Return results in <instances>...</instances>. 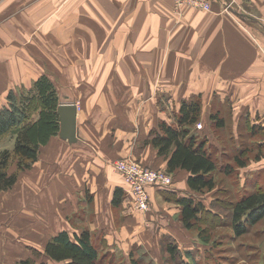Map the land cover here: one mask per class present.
<instances>
[{"label":"crops","instance_id":"1","mask_svg":"<svg viewBox=\"0 0 264 264\" xmlns=\"http://www.w3.org/2000/svg\"><path fill=\"white\" fill-rule=\"evenodd\" d=\"M0 21V108L12 88L32 87L42 75L60 104L79 103L76 141L52 137L32 179L0 192V264L33 259L32 249L43 253L64 230L80 234L69 220L87 190L95 204L90 228L116 230V189L130 188L104 168L122 157L167 168L150 143L169 123L158 102L200 96L203 121L220 112L212 104L229 106L234 133L252 127L254 145L264 146V0H212L210 12L173 0H3ZM257 162L251 171L264 170V159ZM174 173L172 193L193 195L189 173ZM159 191L151 189L146 215L159 218L158 234H171L172 209L154 214Z\"/></svg>","mask_w":264,"mask_h":264},{"label":"trees","instance_id":"2","mask_svg":"<svg viewBox=\"0 0 264 264\" xmlns=\"http://www.w3.org/2000/svg\"><path fill=\"white\" fill-rule=\"evenodd\" d=\"M8 98L11 100L10 106L0 110V139L12 135L15 137V144L12 150L0 149V192L11 189L17 183L19 174L31 169L38 162L41 148L47 145L52 137L59 135L61 129L58 114L59 95L47 75L39 77L29 94L20 102H17L13 92ZM35 105L38 108L36 111ZM201 115L200 96L183 101L175 125L161 122L159 130L152 131L150 143L158 150L160 156L166 158L168 172L186 170L189 173L187 182L195 195L179 197L172 191H160L176 197L183 226L188 231H198L201 241L211 245L215 232L213 229L224 222L217 212L209 209L203 200H197L195 197L218 192L220 186L217 174L220 172L233 176L234 167L238 169L247 167L249 161L243 157H249L248 153L254 150H240L239 154L231 158L229 164L225 167L222 164L219 167L215 159L214 144L209 142L207 133L201 134L196 128ZM214 116H217L212 117L215 120V127L219 129L225 127V120L220 117V112ZM253 129L251 127L247 134L250 139L255 138L256 132ZM257 150L259 154L255 155L256 162L263 158L264 146L261 149L257 147ZM14 162L17 171L11 173L9 168ZM255 187L251 191L245 190L239 196L237 194L235 200L226 202L231 208L230 226L238 237L246 234L250 226L264 218V189L260 186ZM121 191L120 188L116 189L112 202L114 207L121 204ZM169 250L173 256L176 247L170 245ZM36 253L40 254L37 250ZM44 254L49 262L42 264H104L99 258L98 245L94 242L89 229H84L80 234H72L67 230L60 232L49 240ZM21 264L37 263L29 258Z\"/></svg>","mask_w":264,"mask_h":264},{"label":"rangeland","instance_id":"3","mask_svg":"<svg viewBox=\"0 0 264 264\" xmlns=\"http://www.w3.org/2000/svg\"><path fill=\"white\" fill-rule=\"evenodd\" d=\"M2 1L3 0H0V6ZM2 24L3 21H0V29L2 28ZM45 24L46 23L44 22L38 25L44 26ZM11 58H13V56ZM33 87L34 85H32V87L17 86L12 88L8 92L6 101L3 106H1L0 110L10 106L11 100L8 98L10 93L13 92L14 96L17 98V102H20L24 96L29 94ZM58 95L60 103V94L58 93ZM78 105L79 103L77 102L79 110ZM181 105L182 102L157 103L160 110L166 112V115L169 117L168 124L171 125H175V119L180 112ZM36 110H38L37 105L34 107V111ZM210 110L212 113L220 110V116L223 115V118L225 119V127L219 129L218 127H215V121L212 117L209 118L208 121H203L201 115V120L198 123L201 126L198 127L197 124L196 128L201 134L207 133L209 142L214 144V151L216 153L215 159L217 160L219 167H221L222 164L224 167L226 164H229L232 161L231 158L236 154H239L240 150H254L248 153L249 157H243L249 161L247 167L241 169L234 167V171H232L234 174L233 176L220 172L217 174L216 178L218 179L220 186L218 192L205 193L203 196L196 195L195 197L197 200H203L209 209L217 212L223 219L224 224L222 225V223H219V226L213 229L215 231L213 232V243L211 245L204 244L198 237V231H188L183 226L180 221L179 207H177L178 205L176 204V197L174 195L170 193H161V191H159L163 198H161L162 201H160V203H154L156 205L154 214L158 215L157 213L159 212V214L162 215V211L165 212L167 209H172L169 213L175 221L172 222L171 225L173 226L176 224L177 226H180L181 229H184H182L184 232L183 236H180L179 238H177V236H179L178 231L180 229H178L177 226L172 228L170 231L171 234H158L160 231V226L158 224L159 218L155 215L154 217H148L146 215L148 212H139L133 205V197L131 198L130 196L131 191H123V189L121 191V204L118 207H114L112 203L114 214L113 219L116 222V230L108 231L109 234L105 232L109 235V239L107 240L104 232H99V230L96 229L93 230L89 226V224H92V221H94L92 210H94L95 204L94 195H92L93 193H91V190H87L85 194L79 195L80 197L77 199L79 202L78 212L70 217L69 223L72 228L77 230V232H82L80 230L81 228H83V230L88 228L91 229L89 230L94 242L98 245L101 262L104 264H264V218L257 224L250 226L246 234L238 237L230 226L231 208L227 206L226 203L235 200L237 194L239 196L245 190L249 191L251 188L255 187L254 184L256 180L258 182L256 188L257 186H260L264 189V170L256 172L251 171L254 165H258L255 164L258 162L254 161L255 155L259 154L257 153V145H254L253 143L255 138L250 139L247 134L236 135L234 133V120L231 118L232 109L229 106L227 108L226 106L223 107L221 103L212 104ZM35 116H37V112L35 113ZM14 144L15 137L12 135H7V137L0 139V149L6 148L12 150ZM125 158L129 157L118 158V160ZM116 161L108 163V167L104 169L107 176L112 177L113 175L117 177V179H120L122 177L119 176V173L116 172L114 168ZM34 166L29 170L21 172L18 176V181L21 177L24 180L32 179V175L36 173L35 171H32ZM159 170L171 174L175 186V173H170L167 169L162 168H159ZM16 171L17 165L16 162H14L11 164L9 172L13 173ZM253 179L255 181H253ZM13 188L14 186L6 191L13 193ZM163 200L167 203H164ZM26 203L29 204L28 202ZM26 203L24 201V205H26ZM156 219L158 221H156ZM147 222H149V224H147ZM151 222L152 225L150 224ZM86 223L87 225H85ZM170 245L176 247V252L173 256L169 250ZM36 250L32 249V254L34 255L32 260H35L37 264L49 262L44 254L45 250L43 253L39 251L40 254H37Z\"/></svg>","mask_w":264,"mask_h":264},{"label":"built area","instance_id":"4","mask_svg":"<svg viewBox=\"0 0 264 264\" xmlns=\"http://www.w3.org/2000/svg\"><path fill=\"white\" fill-rule=\"evenodd\" d=\"M173 1L178 8L189 6L208 12L212 10V0ZM200 126L198 124V127ZM114 168L129 186L133 197V205L139 212L147 213L151 211V189L168 191L174 189V180L171 174L146 166L135 159L125 158L117 160Z\"/></svg>","mask_w":264,"mask_h":264},{"label":"water","instance_id":"5","mask_svg":"<svg viewBox=\"0 0 264 264\" xmlns=\"http://www.w3.org/2000/svg\"><path fill=\"white\" fill-rule=\"evenodd\" d=\"M61 129L59 136L63 140L75 142L78 137V107L73 103L60 104L58 107Z\"/></svg>","mask_w":264,"mask_h":264}]
</instances>
